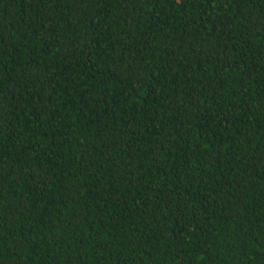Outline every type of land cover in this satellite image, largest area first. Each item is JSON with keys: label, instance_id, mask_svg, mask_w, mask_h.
<instances>
[{"label": "trees", "instance_id": "trees-1", "mask_svg": "<svg viewBox=\"0 0 264 264\" xmlns=\"http://www.w3.org/2000/svg\"><path fill=\"white\" fill-rule=\"evenodd\" d=\"M0 264H264V0H0Z\"/></svg>", "mask_w": 264, "mask_h": 264}]
</instances>
